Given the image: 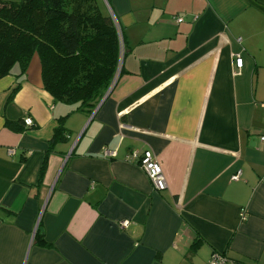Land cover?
Segmentation results:
<instances>
[{
  "label": "crops",
  "instance_id": "obj_1",
  "mask_svg": "<svg viewBox=\"0 0 264 264\" xmlns=\"http://www.w3.org/2000/svg\"><path fill=\"white\" fill-rule=\"evenodd\" d=\"M103 2L124 52L91 113L53 100L36 54L0 78V264H264V0Z\"/></svg>",
  "mask_w": 264,
  "mask_h": 264
},
{
  "label": "trees",
  "instance_id": "obj_2",
  "mask_svg": "<svg viewBox=\"0 0 264 264\" xmlns=\"http://www.w3.org/2000/svg\"><path fill=\"white\" fill-rule=\"evenodd\" d=\"M34 54L43 89L53 100L91 113L118 67L119 42L110 13L99 0H0V78L16 67L21 76ZM64 136L65 128L58 125L50 147ZM35 240L45 244L39 232Z\"/></svg>",
  "mask_w": 264,
  "mask_h": 264
},
{
  "label": "built area",
  "instance_id": "obj_3",
  "mask_svg": "<svg viewBox=\"0 0 264 264\" xmlns=\"http://www.w3.org/2000/svg\"><path fill=\"white\" fill-rule=\"evenodd\" d=\"M110 15L112 17L115 30L117 33V37H118V42H119V61H118L117 71L109 86L107 93L112 89L114 83L116 82V79L119 73V68H120L121 61H122L123 52H124V41H123V35H122L120 24L117 21L116 17L111 12H110ZM174 19L176 22L182 21V18L178 16H175ZM234 62H235V66L238 69L242 67V58L240 57V55H236ZM262 107H264V104H262ZM23 122H24V125L30 126L32 124V119L30 117H25L23 119ZM261 139H264V137H261ZM12 152L13 150L10 149L9 153H12ZM105 154L113 155L114 152H110L106 150ZM126 158L128 160L136 162L141 167V169L145 172V174L149 178L154 190L161 191L166 188V181H165V177H164L161 165L158 159L156 158V156L150 150L131 149L127 153ZM239 174H240V171H236V173H234L231 178L233 180H237L239 177ZM126 225H127V221L121 222L122 227H125ZM206 264H236V263L232 258L228 257L225 253L214 251L211 254Z\"/></svg>",
  "mask_w": 264,
  "mask_h": 264
},
{
  "label": "rangeland",
  "instance_id": "obj_4",
  "mask_svg": "<svg viewBox=\"0 0 264 264\" xmlns=\"http://www.w3.org/2000/svg\"><path fill=\"white\" fill-rule=\"evenodd\" d=\"M3 1H19V0H3ZM99 2H100L101 7L104 10V2H103V0H99Z\"/></svg>",
  "mask_w": 264,
  "mask_h": 264
}]
</instances>
